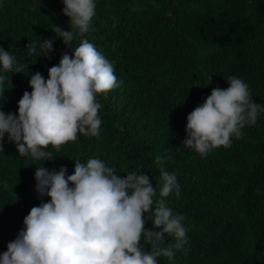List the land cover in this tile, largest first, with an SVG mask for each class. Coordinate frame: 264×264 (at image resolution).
<instances>
[{
  "label": "trees",
  "instance_id": "16d2710c",
  "mask_svg": "<svg viewBox=\"0 0 264 264\" xmlns=\"http://www.w3.org/2000/svg\"><path fill=\"white\" fill-rule=\"evenodd\" d=\"M62 9V0H0V47L21 65V73L6 74L2 110L17 113L23 94L32 91L31 76L47 80L49 69L82 39L114 64L119 86L97 97L99 137L78 134L59 148L50 145L51 161L19 156L5 135L0 255L31 208L48 202L35 191L36 167H63L67 176L75 160L99 158L119 177L143 171L156 186L159 156L180 185L179 197L172 193L164 203L183 214L187 229V243L173 247L172 259L159 257V264H264V113L242 137H233L231 147L201 156L183 145L187 116L213 89H226L230 76L264 104V0H97L89 30L68 48L54 28H70ZM40 39L54 40L50 55L28 54V43ZM145 228L162 231L150 220ZM163 242L172 247L176 240L165 234ZM141 246L150 248L143 238Z\"/></svg>",
  "mask_w": 264,
  "mask_h": 264
},
{
  "label": "clouds",
  "instance_id": "9594fccd",
  "mask_svg": "<svg viewBox=\"0 0 264 264\" xmlns=\"http://www.w3.org/2000/svg\"><path fill=\"white\" fill-rule=\"evenodd\" d=\"M62 3L70 28H54L68 48L89 30L97 0ZM53 42L40 39L26 49L30 55L48 56ZM70 53L49 69L47 80L40 73L31 76L32 91L23 94L17 113H5L0 104V149L7 134L19 156L44 162L53 160L46 150L50 145L59 148L78 134L99 137L103 121L97 97L119 86L114 64L87 40H80ZM20 68L16 57L0 47V99L6 74L21 73ZM226 81V89H213L187 116V150L206 156L215 148L231 147L233 137H242V130L264 113V104L253 102L247 83L236 76ZM156 163L161 165L156 186L143 171L119 177L99 158L75 160L74 172L67 176L63 167H36L35 191L48 202L32 207L24 217L23 229L7 244L0 264H159V257L172 259L173 247L187 243V229L183 214H174L163 198L172 193L179 197L180 185L176 174L162 167V157ZM146 220L162 231L146 229ZM165 234L175 238V245L165 246ZM142 238L149 250L141 246Z\"/></svg>",
  "mask_w": 264,
  "mask_h": 264
}]
</instances>
